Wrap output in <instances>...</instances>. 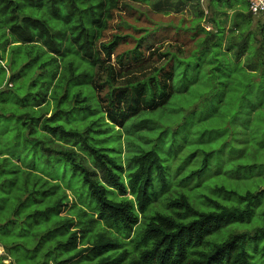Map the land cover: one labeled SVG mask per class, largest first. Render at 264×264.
Segmentation results:
<instances>
[{"label": "trees", "instance_id": "1", "mask_svg": "<svg viewBox=\"0 0 264 264\" xmlns=\"http://www.w3.org/2000/svg\"><path fill=\"white\" fill-rule=\"evenodd\" d=\"M119 2L120 0H0L5 5L0 10V190L9 186L7 197L10 202L15 203L14 214L18 216L16 220L26 232L29 231L26 223L29 212L36 217L39 214L48 215L53 208L31 210L32 206L40 205L32 199L37 198L43 202L44 199L53 197L54 190L57 191L54 202L59 212L53 228L64 231L67 240L58 247H63L69 256L60 261L48 259L47 264H90L95 258V264H250L246 243L248 240H256L264 231L260 224L264 205L259 214L260 221L253 222L255 211L260 205L255 203L258 194L247 192L240 195L242 203H246L243 207H228L206 198L213 205L210 211H197L189 199L183 196L169 201L171 213L157 212L147 216L151 201L149 192L154 187L153 173L163 183L167 179L159 154L155 150H143L130 158L132 169L125 171L122 161H119L120 164L116 163L111 155L115 148L103 147L100 141L91 142V136L98 128L101 130L99 132L107 135L114 130L118 131L123 143L121 130L127 123L146 113L169 114L170 101L175 97L181 98L185 93H176L179 96H175L173 92L163 103L137 106L127 115L120 114L118 118L105 108L104 115L91 121L83 132L79 131L78 124L74 122L75 110L93 111L91 105L87 104L88 98L83 89L89 85L95 92L104 91V85L93 83L99 75L97 66L103 70L104 64L113 60L117 48L125 39L114 35L113 41L105 42L115 13L120 12L124 6L117 7ZM134 2L145 4L146 0ZM125 3L126 0L122 4ZM215 4L227 9L216 11L215 17L218 13L226 15L231 11L234 25L225 33V27L220 24L218 26L216 18H209L208 22L213 23L216 31L211 33L202 29L209 35L199 44L201 57L211 51L214 61L211 68L216 64L221 67L219 63L223 64L224 58L231 53L232 62L241 64V60H246L244 66L241 64L246 75L256 76V81L263 80L264 24L260 25V21H257L259 36L249 30L237 39L235 33L241 30L242 22L248 20V17L233 11V0H215ZM176 6L179 11L182 6L180 1ZM168 7V0H160L155 5V10L160 12ZM200 15L204 16L202 12ZM73 21L77 23L73 24ZM51 24L58 25V30L50 31ZM64 25H71V36L63 31ZM195 28L190 30L195 32ZM225 40L232 49L221 52ZM186 47L187 43L183 42V48H177L175 55L170 51H159V59L167 60L168 64L173 65V75L180 65L190 64L182 56L187 53ZM101 51L106 53V60H101ZM136 51L138 53V48ZM78 56L89 61L90 71H79ZM146 56L137 54L129 64L147 66L157 53L151 51ZM140 67L126 68L121 59L119 75L140 70ZM28 74L32 76L27 91L30 98L24 103L17 102L14 99L19 97L20 92L15 90L16 84L20 80L28 82ZM115 75V70L109 75V81L113 85L116 84L113 78ZM150 79L154 81L156 76ZM135 83L137 82L132 80L125 81L128 87H135ZM139 90L140 95L148 91L141 88ZM126 92L127 87L114 86L106 99L122 100ZM10 94H13L12 97L5 98ZM106 99H103V95L99 97L101 103ZM152 120L154 119L143 122V125L154 124ZM65 125H72L74 128L69 130ZM135 127L140 129L142 126ZM160 138L161 134L155 141H160ZM59 157L82 174L84 184L98 204V210L94 213L97 219L93 214L90 215L92 220L88 217L84 220L89 213L78 205L76 207L82 214H75L76 199H73V203L68 202L70 190L60 186L57 173L52 174V168L59 163ZM207 168L208 158L188 179L202 175ZM101 180L103 184L100 183ZM59 189L65 193L63 199L57 200ZM229 193L236 195L235 192ZM29 200L33 203L27 209ZM133 201L135 211L129 218L126 208ZM140 216L143 218L141 224ZM173 216L176 217L175 220L172 219ZM208 218H212L211 224L199 227ZM98 219L109 229L121 233L125 240L132 238L134 232V239L131 240L134 248H125L124 239L112 231L101 229L102 232L91 234V228L98 223ZM129 219L135 223L129 225ZM185 219L188 223H177ZM218 222L219 227H216ZM235 223H238L234 226L237 229H247V224L255 229L233 233L230 239L222 243L214 242L213 238L225 230L232 233V225ZM192 224L198 227L191 232L185 231ZM14 244L21 246L19 242ZM209 245L211 247L206 251ZM0 247H4L3 254L7 256L3 261L0 256V261L4 264L17 262L15 254L3 245L1 235ZM36 247L43 248L41 244ZM254 251L255 264H264V243L258 242Z\"/></svg>", "mask_w": 264, "mask_h": 264}, {"label": "rangeland", "instance_id": "2", "mask_svg": "<svg viewBox=\"0 0 264 264\" xmlns=\"http://www.w3.org/2000/svg\"><path fill=\"white\" fill-rule=\"evenodd\" d=\"M179 1L182 6L177 11V15L187 9L191 2V0ZM121 5L124 6L121 7L120 12L115 13L114 21L107 33L105 42L113 41L114 35L125 37L120 44L128 45L135 43V51L138 48V55L141 57H145V55L149 56L152 48L155 46L154 43L145 44L146 41H149V38L154 42L163 41L167 43V33L177 23L175 17L163 32H148L147 26H139L132 29L131 35L119 34L124 27L119 22L121 19L130 22L128 23L129 27H131V24H145L143 18L147 11L143 9V3H136L134 0H126V3ZM4 6L3 3H0V10H3ZM209 8L210 5L207 3L197 10V15L191 20L186 17L181 18L179 23L185 25V27L177 31L175 41L173 42L181 45L182 48L183 42L187 43L185 49L187 53L185 51L186 54L182 56H185V60L190 62L189 65L194 64L200 69L201 79L207 74L210 80H215V85L209 88L203 86L201 83L192 84L189 87V91L185 94L183 93L182 99L175 97L170 101L169 114L165 112L158 114L146 113L131 121V123H127L121 130L123 133V143L120 141L118 131L114 130L112 134L107 135L106 133L99 132L101 130L98 128H96L97 132L92 134L91 142L100 141L103 147L110 146L115 148L111 153L115 162L120 164L119 161H122L125 171H129L132 169V166L129 164L132 156L139 154L143 150H155L157 153H161V144L171 141L168 150L159 154V156L161 157L165 172L171 167L168 161L179 160L180 163L175 168V172L182 179H180L179 184H172L166 172L167 179L163 183L155 175L154 178L157 182L149 192L151 201L147 216L154 215L157 212L171 213V209L168 208L169 201L183 196H186L190 203L201 211L213 209V205L209 204L206 198H211L228 207H243L246 203H242L243 201L239 197L241 194L238 192V189L243 187L245 189L244 194L247 192L258 194L255 203H260V205L256 209L253 219V222H257L261 219L259 214L264 205V109L257 105H245L244 101L245 97L253 89L258 93L264 90V79L258 82L255 80L256 76L246 75L245 71L241 69V64L244 66L246 60H241V64L233 62L235 65L233 67L232 64H225L224 58V63H219V65H224L228 71H224L220 66L217 67L218 64L211 68L214 65L211 51L204 53L201 57L199 45L189 47L195 44L200 36L205 34L202 29L205 32H213L214 25L208 22L211 17L206 15ZM153 9L155 10V5H153ZM155 11L159 14L157 10ZM201 12L204 16L200 15ZM240 14L242 15L243 13ZM189 15H191V12H189ZM230 15L233 17L231 11H228L226 15L218 13L216 19L223 26ZM220 17H223V20H220ZM198 21H202V23ZM146 23L150 25L152 21L149 20ZM189 24L192 27H187ZM233 25L232 23L227 32ZM260 25L262 24L260 23ZM194 27H196L195 32L190 30V28ZM258 29L257 24L255 31L251 30V32L259 36ZM145 32H148L147 36L142 35ZM189 34L191 35L190 40L188 38ZM141 48H143V51H140ZM226 49H232V46L228 45L227 40L224 41L221 52H224ZM77 59H79L77 65L80 72L90 68L89 66L91 65L88 60L79 56ZM132 60H134V57ZM178 70L179 67L175 71ZM31 77L28 74L26 76L28 82L20 80L16 84L15 90L20 92L19 97L14 99L17 102L24 103L30 98L27 91L31 85ZM134 86L138 90L141 88V84L138 82ZM90 87L87 85L83 89L88 98L87 104L89 105ZM217 89L219 90V94H221L220 99L206 105L204 98L210 92L215 93ZM92 91H94L93 88ZM176 93L180 95V92ZM178 94L175 96H179ZM12 95H7L5 98L12 97ZM103 99H106V96H103ZM237 100L239 103H237ZM92 109V112L80 110L73 112V120L78 124L79 131H85L91 121L104 115V109L98 110L93 107ZM150 119L156 120H152L155 125L152 123H145L143 125V122ZM135 125L142 127L137 129ZM160 134V141H155ZM95 144L98 145L97 143ZM207 158L208 168L202 175L188 179L193 172L203 166ZM55 173H57L60 180V186L70 190L71 195L67 199L68 202L73 203V199H76V205L74 206L75 214H82L81 210L76 207L78 205L89 213V216H85L84 220L87 217L92 220L93 218L90 215H93L98 210V204L91 197L88 187L87 194L82 190L86 186L83 182L82 174L61 157H59V163L56 167L52 168V174ZM253 188L255 191H252ZM229 192H235L236 195H231ZM8 193L9 186L0 190V235L5 248L12 251L16 256L17 262L12 261V264H47L48 259L60 261L67 258L69 253L63 247H58L60 243L67 240L64 236V231L53 228L57 222L59 212L58 206L54 202L57 197V191L54 190L53 197L44 199L43 202L37 198L32 199L40 205L32 206L31 210L35 208L38 210H44L48 207L53 208H51L52 211L48 215L39 214L34 217L33 213L29 212V215H27L29 220L26 221L29 230L27 232L22 224H19L16 220L18 218L17 214H14L16 206L14 202H10L8 199ZM64 193L59 189L57 200L63 199ZM32 200H29L27 203V209L32 205ZM261 213L262 219L260 224L264 230V208ZM94 215L97 219V215ZM142 222L143 218L140 216V224ZM236 224L238 223L232 225L231 234L242 231H254L255 229L250 227L249 224L245 226L247 229H237L234 227ZM91 229L93 230H91V234L102 232L101 229L116 233L115 230L109 229L100 220ZM118 236L123 238L121 233ZM131 236L134 239V232H132ZM132 238H127V240L123 238L126 242L125 248H134V244L131 243ZM14 242H19L21 246L17 247V244H14ZM258 242L260 244L264 243V231L258 235L256 240H248L246 243L250 264H255L254 256L256 251L254 250L257 249ZM38 244H41L43 248H37ZM0 249V256L3 257V261L7 256L3 254L4 247H0ZM94 260H91L90 264H95L97 258ZM2 261H0V264H4Z\"/></svg>", "mask_w": 264, "mask_h": 264}, {"label": "clouds", "instance_id": "3", "mask_svg": "<svg viewBox=\"0 0 264 264\" xmlns=\"http://www.w3.org/2000/svg\"><path fill=\"white\" fill-rule=\"evenodd\" d=\"M124 2V0H120L119 3H117V7H120L121 4ZM160 0H146V3L143 5V9H146L144 16L145 24L137 25V24H131V27L128 26V23L125 20L121 19L119 22L120 24L124 25V27L121 29L119 34H132V29L139 27V26H147L148 32H163L166 28V26L170 23H172V19L175 17L177 20V23L173 26L171 30L167 33V43L161 42H154L149 38V41H146L145 44L148 43H154V47L152 48V52H156L157 56L152 58V62L148 63L147 66L140 67L139 65H130L129 61L133 59L138 53L135 51V43H130L128 45L120 44L119 47L116 50V53L114 54L113 60L110 62H106L103 66V70L100 69V66H97V71L99 72V75L96 76L93 83L97 85H104V91L103 92H94L92 91V88H89L90 93V105L91 107L101 110L107 108L109 111L113 112L114 116L117 118L120 114L127 115L130 111L134 110L137 106H145L149 105L152 106L155 103H163L167 97L172 94L173 92H181L186 93L189 91V87L192 84L195 83H201L205 87L212 88L215 85V80H210L208 75L205 74L203 79H201L200 69L197 68L194 64L193 65H180L179 70L176 71V73L173 75V65L168 64L167 60H161L159 59V51H170L173 53V55L176 54L177 48L181 47V45L174 43L175 37L177 34V31L185 25H181L179 23V20L181 18H187L191 20L193 17L197 15V10L200 9L203 4L204 0H191V2L188 5V8L185 9L183 12L179 13L177 15V7L178 0H168V4L170 7L162 9L159 14L156 13V11L153 9V5H156L159 3ZM208 3L210 5L209 10L206 12L207 16L212 17L215 19V12L216 11H226L227 9L220 8L215 4V0H208ZM261 7H264V0H260ZM135 7V5H133ZM215 10V11H213ZM233 11L243 13L244 16L248 17V20L243 21V26L241 27V30L239 32L235 33V36L237 39H239L243 34L247 33L249 30L255 31V28L257 27V21H260L261 24H264V13H254L251 16H249L250 8L247 6L245 0H233ZM189 12H191V15H189ZM47 19V17H45ZM233 17L230 15L228 17V20L223 25L225 27V33H227V29L231 27L233 23ZM151 20L152 23L149 25L146 22ZM220 20H223V17H220ZM199 23H202V21H198ZM77 23V21H73V24ZM239 23V21H238ZM219 26V21H218ZM58 25L51 24L50 25V31L55 32L58 30ZM187 27H192L191 24L187 25ZM63 31L67 32L69 36L72 35L71 25H64ZM213 31H216V28H213ZM148 32L143 33L142 35L147 36ZM209 34L205 33L203 36H200L195 44L190 45L189 47H195L196 45L202 44V42L207 38ZM189 40L191 39V35H188ZM119 43V42H118ZM98 47V45H97ZM140 51H143V48L140 49ZM101 60H106V53L101 51L100 52ZM124 63V66L127 67H140V70H133L125 75H119L121 68H120V62ZM175 63V62H173ZM225 64H232L233 67L235 65L232 62V56L229 53L227 58L225 59ZM224 71H228L227 68L224 67V65L221 66ZM163 69V71H161ZM186 69V70H185ZM113 70L117 73L113 78L116 81V84L113 85L111 81H109V75L112 74ZM103 78H100V77ZM152 76H156V80H151L150 78ZM135 81L141 84V89H148V91L144 92L143 95L139 94L138 89L135 87H128L125 84V81ZM259 82V81H258ZM127 87V92L124 94V98L122 100H114V99H106L104 103H101L99 101V97L101 95L108 96L112 90V87ZM119 95V93L117 94ZM219 90L215 93L210 92L209 95H207L204 98V102L206 105L212 103L215 100L220 99ZM245 105H257L260 108L264 109V90H262L260 93L256 92L255 89L245 97ZM237 103L239 101L237 100ZM243 111V110H242ZM131 123V122H130ZM66 128H69V130H73L74 126L72 125H65ZM171 141H168L167 143L161 144V153L168 150L169 144ZM158 153V154H161ZM168 163L171 165L169 169L166 170L168 179L172 184H179L180 179L182 177L179 176L178 173L175 172V168L180 163L179 160L177 161H168ZM155 172L153 173V177H155ZM156 179L154 178L152 180L153 184H156ZM101 184H103V181H100ZM107 185H105L106 187ZM87 194V186H85L84 189H82ZM252 191H255L253 188ZM238 192L241 195H244L245 189L243 187L238 189ZM111 199V197H109ZM135 204V201L132 202V205H129L126 208V212L131 218L133 212L135 211L133 205ZM210 207V206H209ZM231 210V208H229ZM197 211H199V208H197ZM219 211V210H218ZM194 215V213H193ZM190 218V217H189ZM172 219H176L175 216L172 217ZM211 219L208 218L204 221V224L199 225V227L203 228L205 225L211 224ZM135 221L129 219V225L134 224ZM177 223H188V220H179ZM198 226L196 224H192L190 228L185 229V231H194ZM216 227H219V222L217 223ZM183 234V232L181 233ZM231 238V233L229 230H225L223 233L218 235L217 237H214L215 243H222L223 241H226ZM211 245L206 247V251L208 248H210Z\"/></svg>", "mask_w": 264, "mask_h": 264}, {"label": "built area", "instance_id": "4", "mask_svg": "<svg viewBox=\"0 0 264 264\" xmlns=\"http://www.w3.org/2000/svg\"><path fill=\"white\" fill-rule=\"evenodd\" d=\"M248 7L250 8V13H264V7H261L260 0H246ZM208 0H204V4H207ZM209 29V28H208Z\"/></svg>", "mask_w": 264, "mask_h": 264}, {"label": "crops", "instance_id": "5", "mask_svg": "<svg viewBox=\"0 0 264 264\" xmlns=\"http://www.w3.org/2000/svg\"><path fill=\"white\" fill-rule=\"evenodd\" d=\"M1 250V249H0Z\"/></svg>", "mask_w": 264, "mask_h": 264}]
</instances>
